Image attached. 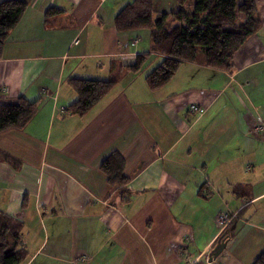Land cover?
I'll use <instances>...</instances> for the list:
<instances>
[{"label":"crops","instance_id":"obj_1","mask_svg":"<svg viewBox=\"0 0 264 264\" xmlns=\"http://www.w3.org/2000/svg\"><path fill=\"white\" fill-rule=\"evenodd\" d=\"M22 1L0 57V104L21 95L38 106L23 128L0 131V151L18 161H0V211L22 223L24 264H251L264 248V132L252 130L264 116V0L232 71L184 62L155 90L150 30L114 25L132 0ZM49 7L59 11L46 18ZM141 54L142 69L127 71ZM114 75L83 115L67 110L70 79ZM113 151L125 195L100 170ZM222 212L238 223L213 256Z\"/></svg>","mask_w":264,"mask_h":264},{"label":"trees","instance_id":"obj_2","mask_svg":"<svg viewBox=\"0 0 264 264\" xmlns=\"http://www.w3.org/2000/svg\"><path fill=\"white\" fill-rule=\"evenodd\" d=\"M177 0L178 6L170 12H156L152 0H132L114 17L117 31L146 28L150 30L151 50L161 56V61L145 76L150 90L165 85L184 62L200 59L211 68L232 71L235 52L245 40L260 27V19L254 0ZM27 4L22 0H0V57L9 31L22 16ZM49 7L45 17L58 12ZM174 24H170L171 21ZM146 55H137L125 69L137 73L142 69ZM111 71L114 70L113 65ZM118 81L107 79H70L76 99L68 106L69 112L83 115ZM37 100L18 96L12 103L0 104V131L23 128L37 110ZM189 109V108H188ZM190 112V110H189ZM0 161L13 167L18 161L0 151ZM124 158L117 151L108 154L100 163V170L111 185H117L122 195L127 194L128 179L123 173ZM231 215L220 240L231 236L238 223ZM22 223L19 219L0 211V264H24L28 252L22 244ZM251 264H264V248Z\"/></svg>","mask_w":264,"mask_h":264},{"label":"built area","instance_id":"obj_3","mask_svg":"<svg viewBox=\"0 0 264 264\" xmlns=\"http://www.w3.org/2000/svg\"><path fill=\"white\" fill-rule=\"evenodd\" d=\"M77 42H78V40L75 39L74 43H77ZM189 110L191 113H196V112H199L201 109L198 105L191 104L189 106ZM252 130H253V132H256V133H263L264 132V116L257 117L254 125L252 126ZM229 221H230V215H228L227 213L222 212L218 215L217 222L219 225V231L220 232L225 229V227Z\"/></svg>","mask_w":264,"mask_h":264},{"label":"water","instance_id":"obj_4","mask_svg":"<svg viewBox=\"0 0 264 264\" xmlns=\"http://www.w3.org/2000/svg\"><path fill=\"white\" fill-rule=\"evenodd\" d=\"M225 241L226 240H219V243L216 245L214 251L212 252L213 256H216L221 250L222 248L225 246Z\"/></svg>","mask_w":264,"mask_h":264},{"label":"rangeland","instance_id":"obj_5","mask_svg":"<svg viewBox=\"0 0 264 264\" xmlns=\"http://www.w3.org/2000/svg\"><path fill=\"white\" fill-rule=\"evenodd\" d=\"M175 23V21L173 20V21H171V25L172 24H174ZM139 29H144V30H146L147 31V29L146 28H139ZM201 110L200 111H202V108H200ZM227 143H228V137H227ZM228 150V149H227ZM214 152H215V155H218V154H220V150L219 149H214ZM221 155V154H220Z\"/></svg>","mask_w":264,"mask_h":264}]
</instances>
